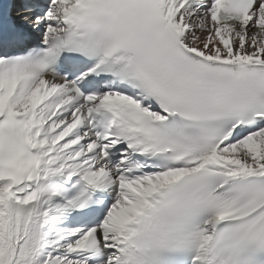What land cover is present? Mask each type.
Instances as JSON below:
<instances>
[{"label": "snow or ice", "instance_id": "6c2138e0", "mask_svg": "<svg viewBox=\"0 0 264 264\" xmlns=\"http://www.w3.org/2000/svg\"><path fill=\"white\" fill-rule=\"evenodd\" d=\"M0 264H264V0H0Z\"/></svg>", "mask_w": 264, "mask_h": 264}]
</instances>
